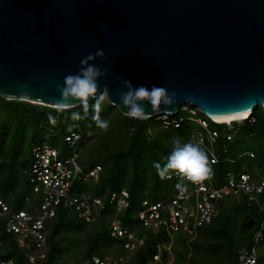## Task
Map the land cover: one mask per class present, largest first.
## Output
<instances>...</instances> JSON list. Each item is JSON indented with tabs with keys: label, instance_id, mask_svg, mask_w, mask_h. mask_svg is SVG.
Wrapping results in <instances>:
<instances>
[{
	"label": "water",
	"instance_id": "water-1",
	"mask_svg": "<svg viewBox=\"0 0 264 264\" xmlns=\"http://www.w3.org/2000/svg\"><path fill=\"white\" fill-rule=\"evenodd\" d=\"M97 49L103 62L90 63L109 69L98 84L123 114V79L176 90L173 113L182 104L208 118L264 109V0H0L4 99L54 107L57 85Z\"/></svg>",
	"mask_w": 264,
	"mask_h": 264
},
{
	"label": "trees",
	"instance_id": "trees-1",
	"mask_svg": "<svg viewBox=\"0 0 264 264\" xmlns=\"http://www.w3.org/2000/svg\"><path fill=\"white\" fill-rule=\"evenodd\" d=\"M93 103L94 100L89 99V108L86 113L82 105L71 107L63 113H57L54 107L31 103L26 100H7L0 96V198L8 205L11 212L24 210L31 214H36L41 203L40 194L34 193L32 190L30 182L31 172L28 176L30 194L24 190L21 182L16 181L19 172L25 170L27 157H29L26 147L29 145L31 147L30 156L32 163L33 147L49 143L45 141L47 137L52 140L49 143L51 146L61 147L62 154H67L64 137L74 132L80 136L79 166L84 171H89L96 165L101 168L98 180L95 182L100 185V189L94 191L93 193L95 194H92V196H98L105 201L106 207L102 218L92 223H87L78 217L76 210L58 207L56 215L45 224L47 248L45 249L46 258L42 260V264H56L63 259H67L64 254H69V250L75 246L84 245L85 242L87 244L86 250H82V261L94 256L92 251L95 250L96 242L100 239V230L93 227L92 224H97L98 222L106 223L108 224L109 232L108 220L114 215V209L108 197L113 192L119 193L122 189H126L130 193V207L123 211L119 217L125 224H134L138 221L135 208L140 207L144 199L156 202L177 191L176 189H169L165 197L161 196L159 188L162 182H171L175 185L180 178L161 180L157 175L154 164L159 163L161 166L165 164L166 158L163 156L168 152L167 150L171 149L170 146H166V143H170L175 137H179L185 142L191 141V135L202 128L189 120H186L179 127L172 125L165 127L157 117H151L144 121L133 120L105 100L99 113L102 120L109 121V127L107 131H104L97 128L95 121L92 119L95 114L92 108ZM182 107L175 115L169 118L177 119L181 115L186 117L187 115ZM261 109L262 115L253 111L251 115L256 118L255 124L244 126L230 144L229 149L238 139L253 138L258 139L260 147L257 149H242L237 155L230 154L229 150V154L226 157L228 159L229 157L232 158L234 162L224 161L219 165L211 164L212 169L216 171L224 169V173L228 171L238 172L247 163L254 179L263 178L255 173L256 165H264V109ZM72 112L80 113L83 118L78 121L72 120ZM49 114L56 117L55 124L49 121ZM199 116L209 121L211 129H216L219 132L218 146L225 142L227 133L231 132L233 127L243 123V120H234L229 124L215 123L201 113ZM64 126L72 130L62 133V127ZM117 126L120 128L116 129ZM90 146L96 150L93 152L92 157L88 158L87 156L85 158L84 153ZM245 151H253L255 154L254 158H239L238 156ZM7 175L12 177V181L6 178ZM213 175L212 171L210 177L213 178ZM225 180L215 182L213 179L216 186L221 185ZM76 191L79 190L77 189ZM137 193L140 194L139 198L135 196ZM241 210H247L248 217L249 212H253L255 215H259V218L257 225L251 232L249 231L248 233L246 231L239 237V235L235 236L233 228L235 227L234 221H236ZM5 220L6 217H0V259L10 258L14 260L15 264H27L25 253L18 248L14 236L6 230ZM263 221L264 192L258 196V200L255 202H248L245 197L226 196L219 201L218 214L210 223L196 227L194 234H189L181 229L185 234L179 243L180 246H175L174 243L168 242L165 236L170 235V233H166L163 227L158 231L139 228L137 233L145 236V244L133 254L130 261L132 264H154L160 262L163 264H174L179 259H182L185 264H192L189 261L192 260L196 252L195 248L201 252L205 248V246L200 244L193 248V238L198 236L201 229L208 228L209 236H206L215 241V248L212 247V249L214 257H217L219 261L218 264H234L238 261V253L242 248L252 247L254 233L260 228V224ZM161 234L166 235L164 236L165 238L160 240L158 238ZM240 240H242L241 243ZM108 242L111 246L112 244L116 245L115 248L113 247L111 255L125 254L126 251L123 249L120 239L111 237L109 234ZM157 244L162 246V250L160 259L154 261L153 255L156 253ZM167 246H170V248L166 249ZM224 254H227L226 258L222 257ZM105 257L103 256L102 258ZM259 262L258 256V264Z\"/></svg>",
	"mask_w": 264,
	"mask_h": 264
},
{
	"label": "built area",
	"instance_id": "built-area-1",
	"mask_svg": "<svg viewBox=\"0 0 264 264\" xmlns=\"http://www.w3.org/2000/svg\"><path fill=\"white\" fill-rule=\"evenodd\" d=\"M181 107L186 117L181 115L177 119H170V116L162 118L158 115L157 119L161 120L165 127L171 125L179 127L186 120L200 125L202 128L191 135V141L200 143L207 152L210 162L214 161L212 165H219L224 161L234 162L232 158L226 157L229 154L230 144L244 126L256 122V118L252 115L238 119L243 120V123L233 127L231 132L227 133L225 142L218 146L219 132L211 129L209 121L199 116L201 112L197 107L182 104L171 116ZM79 141V134L74 132L64 137L67 154H62L61 147H54L49 143L33 147L30 182L33 192L39 193L41 200L36 214L24 210L11 212L8 205L0 198V217H6V230L14 236L18 248L25 253L27 264H42V260L46 258L45 224L56 215L58 207L76 210L78 217L87 223H92L103 216L106 204L102 198L73 189L76 181H97L101 170L98 165L89 171L82 170L78 164ZM254 156L253 151H245L238 157L252 159ZM170 175V179L180 178L175 173ZM225 179V182L219 186L214 184L212 177L196 184L185 181L188 190L183 195L175 191L156 202L144 199L136 212L138 221L134 224H125L119 217L130 207V193L126 189H122L119 193L113 192L108 197L114 209V215L108 220L109 234L122 241L125 254L105 258L94 255L82 262L69 261L56 264H132L131 257L145 244V236L138 234L136 229L158 231L163 227L166 233L183 229L189 234H194L196 227L208 224L218 214L219 201L224 197H245L248 202H255L264 192V178L254 179L249 167L238 172L228 171L225 173ZM263 224L264 221L254 233L252 247L242 248L238 253V261L234 264H258L257 247L263 240ZM156 247L154 261L160 259L162 250L161 245L157 244ZM0 264L15 263L11 259L3 258L0 259Z\"/></svg>",
	"mask_w": 264,
	"mask_h": 264
},
{
	"label": "clouds",
	"instance_id": "clouds-1",
	"mask_svg": "<svg viewBox=\"0 0 264 264\" xmlns=\"http://www.w3.org/2000/svg\"><path fill=\"white\" fill-rule=\"evenodd\" d=\"M104 57L105 53L103 49H97L94 53H89L86 57L81 59L80 68L77 73L68 74L64 77L63 87L57 85L60 98L56 100L54 110L57 113H63L69 108L76 106L77 103L75 102H78V105H82L86 113L89 108V99L94 100L92 105L95 113L93 115V120L97 128L107 131L109 121L100 118L99 113L101 111V106L106 99L113 105L117 104L115 101L110 100L107 84L101 88L98 84V80L106 77L109 74V69H101L94 63H90L97 58L103 62ZM121 84L126 91L117 88L115 89V95L119 97V104L127 109L124 113L130 119L144 121L150 119L153 114H158L161 115L162 118H166L171 116L175 111L172 106L177 103L179 94L176 90L169 91L166 87L157 86L155 84H153L149 90V88L144 85L134 86L128 79H123ZM143 102H147V104L150 105L151 112L146 111ZM161 106H163L162 113ZM82 118L83 117L78 112L71 113V119L74 121H78ZM48 119L51 123H56V117L51 114H49ZM210 120L215 122L212 119ZM69 130H71V128H69ZM173 145L167 162L163 166L156 163L154 167L161 180L170 179L171 173H175L179 176L180 180L175 184V189L180 195H183L188 190L184 181L193 184L205 181L212 174L211 163H214V161L210 162L207 152L201 147L200 143L192 141L181 143V140L176 138L173 141ZM138 229H136V231ZM167 247L170 248V246Z\"/></svg>",
	"mask_w": 264,
	"mask_h": 264
},
{
	"label": "rangeland",
	"instance_id": "rangeland-1",
	"mask_svg": "<svg viewBox=\"0 0 264 264\" xmlns=\"http://www.w3.org/2000/svg\"><path fill=\"white\" fill-rule=\"evenodd\" d=\"M34 103V102H31ZM256 113H258L259 115H262V109L261 107H257L254 110ZM27 118V117H26ZM25 119V118H24ZM93 119V118H92ZM114 119V118H113ZM112 119V120H113ZM29 120V119H28ZM27 121V120H26ZM120 127L117 126L116 129H119ZM72 130V129H71ZM69 130L68 127H62V133L64 132H69L71 131ZM179 138V137H175ZM175 139H172L170 141V143H166V146H170V150H167L168 152L171 153L172 149H173V141ZM180 139V138H179ZM54 140V139H53ZM181 140V139H180ZM49 143L52 142L50 137H47V139L45 140ZM185 140H181V143H184ZM98 143V142H97ZM97 145V144H96ZM260 145L258 143V139H238L235 143L232 144L230 150V154L232 155H237L240 153V151L242 149H257L259 148ZM26 150L28 151L27 154H29V157H27V161H26V167L24 171H20L18 174V178L16 179V181L21 182L22 186L24 187V190L26 192H28L30 194V189H29V183H28V176L31 172V163H32V158L30 156V151H31V147L30 145L28 147H26ZM96 150V149H95ZM94 148L92 146H90V148L87 149V151L84 153L85 158L88 156V158L92 157L93 152H95ZM166 152L164 154L163 157L166 158L165 163L167 162V158L170 155V153ZM245 167H249L248 164L246 163L243 168ZM242 168V169H243ZM255 173L258 174L259 176L264 178V165H256L255 166ZM213 171V179L215 182L221 181L225 179V173H224V169H220L218 171H216L215 169H212ZM250 171V169H249ZM251 173V172H250ZM7 179H10L12 181V177L7 175L6 176ZM94 181V182H93ZM95 180H90L88 182H76L74 184L73 189H78L79 191L85 192L87 194H90L92 196V194L94 191H98L100 189V185H97L95 183ZM169 189H175V185L174 183H167V182H162L160 188H159V192L161 193L162 197H165L167 195V193L169 192ZM175 191V190H174ZM171 194V193H170ZM137 198H139L140 194H136L135 195ZM136 212L139 209L136 207ZM73 210V209H70ZM244 211V212H242ZM249 211V210H248ZM246 212V213H245ZM259 215H255L253 212H249V217L247 214V210H241V212L238 213V217L236 218V221H234V234L242 236L246 231L249 233V231L251 232V230L257 225V220ZM235 220V219H234ZM246 221V222H245ZM93 227L97 228L98 230H100V239L98 242H96L95 245V250L92 251V253L94 255H98L100 257H105V256H115V255H111V253H113V247L115 248L116 245L112 244V246L109 244L108 239H109V232H108V224H104L103 222H98L97 224H92ZM262 225V223L260 224V226ZM88 227V226H86ZM208 228H204L201 229L199 231V234L197 237L193 238V248L196 245H203L205 246L204 250L201 252L199 251L197 248H195V253L194 256L192 258V260H190L189 262H191L192 264H218V260L217 257H214V253H213V249L212 247L215 248V241H212V239L208 238L209 233H208ZM139 230V229H138ZM184 232H182L181 229H179L178 231H172L170 232V235H166V234H161L159 235L160 237L158 239H162V238H167L168 242H172L174 243L175 246H180V241L182 240V238L184 237ZM166 235V236H165ZM208 235V236H206ZM165 236V237H164ZM192 237V236H191ZM242 242V240H240V243ZM86 244L87 242H85L84 245H78L75 246L74 248H72L71 250L68 251L69 254H64V256L67 259H63L62 261H60V263H68L69 261H77L80 262L83 259V251L86 250ZM83 250V251H82ZM225 252V250H224ZM257 252H258V256L260 259L259 264H264V224H263V241H261L258 244L257 247ZM108 254V255H107ZM222 257L226 258L227 254L222 255ZM172 260V259H170ZM171 263V261H170ZM154 264H163L162 262L160 263H154ZM174 264H185V261L182 259H179L178 261H176V263Z\"/></svg>",
	"mask_w": 264,
	"mask_h": 264
},
{
	"label": "bare ground",
	"instance_id": "bare-ground-1",
	"mask_svg": "<svg viewBox=\"0 0 264 264\" xmlns=\"http://www.w3.org/2000/svg\"><path fill=\"white\" fill-rule=\"evenodd\" d=\"M248 114H239V115H226V116H210V119H212L213 121L220 123V122H225V123H229L233 120L236 119H244L247 118ZM235 117V118H233Z\"/></svg>",
	"mask_w": 264,
	"mask_h": 264
},
{
	"label": "snow or ice",
	"instance_id": "snow-or-ice-1",
	"mask_svg": "<svg viewBox=\"0 0 264 264\" xmlns=\"http://www.w3.org/2000/svg\"><path fill=\"white\" fill-rule=\"evenodd\" d=\"M245 115H247V113H245ZM233 118H235V117H233Z\"/></svg>",
	"mask_w": 264,
	"mask_h": 264
}]
</instances>
